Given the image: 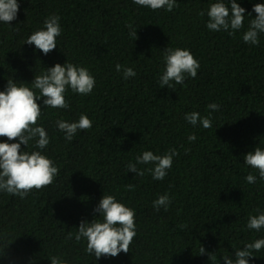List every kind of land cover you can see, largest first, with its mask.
<instances>
[{
  "label": "trees",
  "instance_id": "1",
  "mask_svg": "<svg viewBox=\"0 0 264 264\" xmlns=\"http://www.w3.org/2000/svg\"><path fill=\"white\" fill-rule=\"evenodd\" d=\"M255 2L242 0L248 10ZM207 5L178 0L167 11L132 0H20L12 25L0 24V89L8 78L27 83L66 59L88 66L97 81L91 95L69 92L70 109H45L52 137L47 151L60 172L24 199L0 194V264H50L53 254L70 264H219L221 253L264 235L244 228L250 212L264 209V182L246 183L251 169L243 164L244 153L264 145V35L253 46L242 40L243 30L233 36L210 32L206 17L198 15ZM53 12L63 26L59 45L45 55L22 44ZM129 23L137 26L135 40ZM167 46L190 48L201 64L197 77L175 90L158 84ZM116 63L134 67L136 77L122 79ZM213 101L220 110L212 114V128L183 119L192 110L206 115ZM81 112L93 126L66 142L55 119H77ZM190 133L195 141L187 140ZM169 147L179 156L164 180L126 172V163L142 150ZM129 183L135 190L125 187ZM103 191L135 207L137 236L127 253L91 261L83 244L66 237L81 219L93 218ZM165 191L173 203L156 212L151 201ZM253 254V264H264V249Z\"/></svg>",
  "mask_w": 264,
  "mask_h": 264
},
{
  "label": "clouds",
  "instance_id": "2",
  "mask_svg": "<svg viewBox=\"0 0 264 264\" xmlns=\"http://www.w3.org/2000/svg\"><path fill=\"white\" fill-rule=\"evenodd\" d=\"M133 4L143 8L172 11L178 7V0H132ZM251 2V0H250ZM20 0H0V24L9 25L19 12ZM253 12L255 15L253 16ZM200 17H206L204 24L210 32H224L233 36L241 32L242 40L250 45L259 46L264 35V0L252 3L251 10L246 9L242 0H208L206 8L198 11ZM129 36L137 38V26L129 23ZM63 33L60 14L53 12L44 17L41 26L24 39L23 43L34 45L47 55L59 45L58 38ZM66 55V54H65ZM163 68L158 75L160 87L167 86L175 90L176 85H184L188 78H196L201 67L200 60L188 47L167 46L162 51ZM115 69L122 79L136 77L134 67L115 64ZM96 77L91 69L83 64L66 59L45 66L39 74H34L30 82L8 78L0 89V194L24 199L33 190H39L54 182L60 172L55 160L48 154L52 137L44 124L45 109L68 110L71 108L68 94L79 96L91 95L96 86ZM206 115L197 110L183 113V119L193 127L209 129L213 127V112L220 110V105L211 102L206 105ZM93 120L86 112H81L77 119H66L58 115L54 122L55 129L63 135L66 142H71L79 132L90 129ZM197 136L190 133L189 142ZM179 156L176 147H169L163 152L151 149L142 150L135 156V161L126 163V172L143 177L146 173L152 180L162 181L168 176L173 162ZM243 164L250 171L244 176L248 184L264 182V145L256 144L243 154ZM144 165L145 167H138ZM129 191L135 184L125 185ZM173 203V196L165 191L151 201L154 211H167ZM183 227V225H181ZM244 228L254 233H264V209L257 207L247 216ZM137 236L136 209L111 192H104L93 210L91 220L81 219L75 232L68 231L67 239H74L83 244V251L92 257L91 261L103 256H117L127 253L130 244ZM234 252L221 253L223 264H253L254 252L264 249V235L233 246ZM201 246L199 253H205ZM210 256V254H209ZM50 264H70L62 255H50ZM219 260V264H220ZM29 264H32L29 261Z\"/></svg>",
  "mask_w": 264,
  "mask_h": 264
}]
</instances>
